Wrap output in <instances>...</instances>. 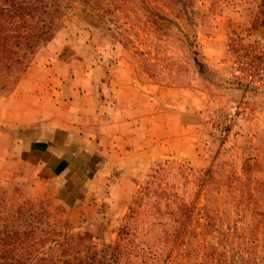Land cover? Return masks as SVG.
Returning a JSON list of instances; mask_svg holds the SVG:
<instances>
[{
	"label": "rangeland",
	"instance_id": "obj_1",
	"mask_svg": "<svg viewBox=\"0 0 264 264\" xmlns=\"http://www.w3.org/2000/svg\"><path fill=\"white\" fill-rule=\"evenodd\" d=\"M30 10L45 39L0 76V241L27 220L31 235L113 245L141 190L160 185L183 211L171 222L176 207L164 209L162 228L178 232L161 264H264V0H41ZM93 93L112 119L142 102L154 116L156 145L123 158L122 172L108 171L118 158L51 150L70 101L95 104ZM15 254L0 246V264Z\"/></svg>",
	"mask_w": 264,
	"mask_h": 264
},
{
	"label": "trees",
	"instance_id": "obj_2",
	"mask_svg": "<svg viewBox=\"0 0 264 264\" xmlns=\"http://www.w3.org/2000/svg\"><path fill=\"white\" fill-rule=\"evenodd\" d=\"M39 1L35 0L33 4L31 0H0V76L9 73L15 65L21 66L27 52L39 43V39H45L44 30L38 27L35 14L30 10H34L35 3ZM20 49H24L23 54ZM154 173V178L162 179L156 177L159 169ZM164 193L166 196L162 197ZM171 206L176 209H169L167 214L171 222H177L173 214L174 211L175 214H183L182 207L170 197L168 190L160 185H148L130 206L113 245L88 247L82 238L69 234L56 236L48 232L43 236L31 235V229L35 230L33 222L23 220L17 226L21 228L23 225L26 229L20 233L8 232L1 239L0 246L15 250L14 264H161L164 251L171 249L178 232L176 229L170 233L165 230L168 226L162 228L161 225L165 207ZM153 218L159 222L150 224L148 221ZM155 226L162 228L160 235H155ZM47 243L50 244L49 252L38 250Z\"/></svg>",
	"mask_w": 264,
	"mask_h": 264
},
{
	"label": "crops",
	"instance_id": "obj_3",
	"mask_svg": "<svg viewBox=\"0 0 264 264\" xmlns=\"http://www.w3.org/2000/svg\"><path fill=\"white\" fill-rule=\"evenodd\" d=\"M91 96L96 102L89 106L77 107L74 102L77 98L81 100L86 98L85 95H75L72 101L69 100L72 106L68 112L71 111L74 116L70 121L59 118L58 123H54L52 134L49 136L51 150H63L65 153H60L62 158L66 155L77 159L81 157L91 159L97 156L107 159L118 158V163L107 162L111 167L108 171L111 174L116 170L122 172L123 158L138 156L135 154L138 153L137 151L145 150L147 145L148 147L156 145L149 143L146 135V119L154 116H151L152 113L142 102L137 108L121 106V118L112 119L110 112L105 109V104L101 105L98 94L93 93ZM61 135H65V140L59 138ZM161 139L163 138L155 135L156 143H161Z\"/></svg>",
	"mask_w": 264,
	"mask_h": 264
}]
</instances>
